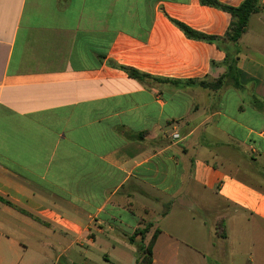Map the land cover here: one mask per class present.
Masks as SVG:
<instances>
[{
    "label": "crops",
    "instance_id": "1",
    "mask_svg": "<svg viewBox=\"0 0 264 264\" xmlns=\"http://www.w3.org/2000/svg\"><path fill=\"white\" fill-rule=\"evenodd\" d=\"M260 4L222 50L170 21L224 37L232 16L201 0H0V264H50L49 248L88 264L97 246L136 264L145 223L152 264H264ZM226 50L237 83L216 91L122 68L211 82Z\"/></svg>",
    "mask_w": 264,
    "mask_h": 264
},
{
    "label": "trees",
    "instance_id": "2",
    "mask_svg": "<svg viewBox=\"0 0 264 264\" xmlns=\"http://www.w3.org/2000/svg\"><path fill=\"white\" fill-rule=\"evenodd\" d=\"M201 4L203 6H208V7H213L219 10H222L224 12L229 13L232 16V21L230 24V27L228 29V32L224 37H218V36H211L204 34L202 32H199L190 26L179 22L177 20H174L170 18V21L176 25L182 33L190 40H195V41H200V42H206L209 44H215L218 48L225 50L223 44L225 42L232 43L236 45L239 41V39L243 36V34L246 32L248 28V22L250 17L258 13L261 10V4L260 0H245V2L237 7H229L218 0H201ZM227 56H226V65L228 67V72L227 74L223 75L221 78H219L216 81H195V80H187L186 82H182L179 80H162L159 78H152L149 75L142 74L139 71L135 70L134 68H127V67H122L124 70L127 71L129 76L131 78L140 80V81H145L146 79H153L155 81H159L160 83H172L176 86H179L181 84L185 85H199L200 87L204 89H209V90H219L225 82V79L228 77V75H232L234 78V82L237 83V80L235 79L237 76V54H234L233 51H227ZM165 214V213H164ZM223 221L220 222L218 227V235L225 238L226 237V232L222 228ZM153 227L152 224H146L142 227H139L135 230L134 234L131 236H128V241L131 244H137L136 239L140 237L141 242L137 244V259H136V264H152L153 260V246L155 241L158 238V235L160 234V230L157 229L154 231V233L151 236V239L149 241V244L146 246L144 244L145 239L147 235L150 233V229Z\"/></svg>",
    "mask_w": 264,
    "mask_h": 264
},
{
    "label": "rangeland",
    "instance_id": "3",
    "mask_svg": "<svg viewBox=\"0 0 264 264\" xmlns=\"http://www.w3.org/2000/svg\"><path fill=\"white\" fill-rule=\"evenodd\" d=\"M220 220V219H219ZM222 221V219L220 220V221H218L219 222V224H220V222ZM147 223H145L144 225H146ZM234 224H241V222L240 221H238V222H235ZM221 227V226H220ZM150 238H151V236L148 238V237H146V239H145V241H147V242H149L150 241ZM60 237H54V238H52L49 242L50 243H52L53 245H57L59 242H60ZM136 241H137V239H136ZM141 242V239H140V237H138V241H137V243L139 244ZM31 250H30V254H29V256H31L32 258H39V256H40V254H37V251L35 250V249H33V248H30ZM46 256H47V262H50V264H51V261H53V259H55V257L58 255L57 254V252H58V250H55V248H49V249H46ZM92 260L90 261V263H88V264H108L106 261H105V256H104V253H106V249H103V248H99L98 246L95 248V249H93L92 250ZM44 250H42V252H41V255L42 256H44ZM69 253V256H70V259L72 260V261H74V262H76V263H78V264H83L82 263V257L79 255V254H75V252L74 251H70V252H68ZM42 256H41V258H42ZM138 258V257H137ZM121 261L122 262V264H126V261H125V259H123V258H120V259H116V261ZM60 264H66L65 263V260L63 259V260H61L60 261ZM115 264H118V263H115Z\"/></svg>",
    "mask_w": 264,
    "mask_h": 264
},
{
    "label": "built area",
    "instance_id": "4",
    "mask_svg": "<svg viewBox=\"0 0 264 264\" xmlns=\"http://www.w3.org/2000/svg\"><path fill=\"white\" fill-rule=\"evenodd\" d=\"M177 137V136H176Z\"/></svg>",
    "mask_w": 264,
    "mask_h": 264
}]
</instances>
